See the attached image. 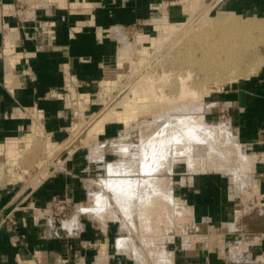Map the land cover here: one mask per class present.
I'll return each instance as SVG.
<instances>
[{
  "label": "crops",
  "instance_id": "obj_1",
  "mask_svg": "<svg viewBox=\"0 0 264 264\" xmlns=\"http://www.w3.org/2000/svg\"><path fill=\"white\" fill-rule=\"evenodd\" d=\"M2 1L10 6L19 0ZM40 2L46 12L51 13V1L34 3ZM59 2L62 4L63 1ZM34 3L31 12L36 7ZM95 3L96 0H88L86 4L91 7ZM36 13L41 14L40 11ZM88 20L89 17L83 22H71L69 29L55 24L48 34L13 21L14 35H0V215L13 218L11 223L0 225V264H136L116 251L115 234L110 232L109 225L98 231L85 220L83 226L80 225L82 228L63 231L60 237L50 236L46 223L50 221L47 210L51 204L66 201L77 205L86 197L81 179L86 164L83 151L76 150L67 159V171L50 169L47 175L48 172L39 175L34 170L38 161L32 169L21 161L29 150L25 142L32 135L33 119L38 117L44 134L62 141L66 136L64 126L72 116L64 104L65 88L71 87L89 99L103 75V64L114 51L113 41L107 33L120 22L117 15L111 17L108 12L101 11L92 18L94 27L88 24L83 29ZM5 51L6 54L12 51L14 56V65L7 64L6 69L1 62V53ZM261 83H245L244 87L226 93L223 100L231 106V120L239 140L251 147L254 156L261 158L254 165L257 190L254 191V180L251 179L244 193L264 200V85ZM109 132L110 127L105 126L100 136ZM8 139L18 142L16 150L22 156L18 166H12L10 158L3 154L6 150L2 147ZM26 160L28 163L30 159ZM189 181L186 186L177 188V195L186 204L182 207L189 210L191 218L174 220L177 225H185L187 232H192L193 241L183 243L182 237L178 243L170 241L166 248L170 264H239L240 259H228L225 243L234 239L245 241L246 236V246L240 254L245 259L242 263L264 258V229L259 233L252 230L246 235L237 217L242 211L238 209L241 203L238 197L231 196L228 177L217 172H204L193 174ZM31 210L45 216L35 217L28 213ZM167 241L169 237L166 236ZM153 252L150 250L147 254L153 256Z\"/></svg>",
  "mask_w": 264,
  "mask_h": 264
},
{
  "label": "rangeland",
  "instance_id": "obj_2",
  "mask_svg": "<svg viewBox=\"0 0 264 264\" xmlns=\"http://www.w3.org/2000/svg\"><path fill=\"white\" fill-rule=\"evenodd\" d=\"M36 1L37 0L35 1L27 0L26 2L24 0L23 1L19 0L17 2L11 3L12 5L8 6V5H4L7 3L0 0V35H5V36L8 34L14 35L13 34L14 30L12 28H14L15 23H18L19 25L26 27L30 25V27H32L34 30L44 31L48 34L50 30L55 28L56 25L69 29L71 28L70 25L71 22L73 23L75 21L83 22L86 20L87 17H89L88 20L89 22L88 23L84 22L83 29L87 28L88 24L94 27V22H91L92 18L93 16L95 17V15L101 11L108 12L109 16L111 17L117 15L118 20L120 22L119 25H116L115 27L111 28L110 29L111 31H109L108 33L106 32L107 34H110L107 35L108 38L113 41L114 51H112L111 55H109V57L106 58L105 63L103 64V75L100 78L98 84L96 85V88L93 90L91 97H89L88 99L86 96L79 95L71 87L65 88L66 91H64V95H63L64 104L70 110L72 116L71 119L67 120L68 121L67 125L64 126L66 132V136L64 137V139L59 142L53 140L51 135H47L43 133L42 127L41 125H39L41 135H40V131H38L39 133H37V135L39 134L40 136L38 135L36 142L32 143L33 146L30 145L31 147L30 146L27 147V149L29 148V150L25 152L26 154L24 155V158H22L21 160L25 164H28L31 169L34 167L35 161H38L39 165L36 166L34 170L39 172L38 173L39 175L43 172L44 173L48 172L46 173L47 175L51 171L53 172L67 171L66 168L67 159H70L72 155L76 152V150L84 152L83 153L84 162L86 164L84 165V171L81 174V179L83 180L82 184L84 185L83 187L86 195L83 201L84 202L87 201V202L84 203L82 201V203L79 202V204L77 205H74L66 201H62L60 203L56 201L52 203L50 208L47 210L50 215L49 216L50 221L48 222V224L52 225L54 223L55 226H60V224L62 223L61 226L64 229L65 233H67V231H72L71 229L72 228L74 229V227H76L77 229L82 228L80 227V225L83 226L82 223L85 220H88L91 224L95 225L98 231L103 229V227H105L106 225L107 226L109 225L111 227L110 232L112 234H115L116 239L114 238L115 240L114 243H115L116 251L118 253L125 254L129 258L133 259L136 264H170L169 255H168L169 253L166 251L167 245H170L171 243L170 241L178 243L180 242V237H182L183 243H186L187 240L193 241L192 232L191 231L187 232V228L185 225H183L182 223H179V225H177L178 224L177 220H174V217L172 218L173 212L175 213V209L176 212L178 211L180 212L182 208L180 207L179 209L178 206H184L183 204H185L183 203V201L179 199L177 195L178 193L177 188H179L180 186H186L188 184V181L190 180V177H192L193 174L196 173L199 174L204 172H212V173L217 172L226 175V177H228L230 183L231 196L238 197L237 199L240 200L241 205L240 208L238 209H242V211L238 214L237 217L239 218L238 222L242 224L243 229H245L244 231L246 232V235L250 233L252 230L257 231L258 233L261 232L264 229V206L262 205L264 204V200L256 198L255 195L249 196L248 194L244 193V189L248 188L247 185L248 181L251 179L253 181L255 178L256 173L254 171V165L256 163V160L261 158L254 156L253 155L254 152L251 149V147L245 145L239 140L238 133L236 132V129L231 120V115H232L231 106L229 105V103L223 100V97L225 96L226 93H229L233 89H236L238 87H244V84L250 81H262L261 85H264V0H191V1H197V4L199 5L198 8H192L191 12L188 8L189 0H100V3L98 2L99 0H96V3L91 7H88L86 4L88 3V0H62L63 1L61 2L62 4H59L60 3L59 0H47V1H51L49 5L53 6L51 8V13L46 12L47 9L43 5V3L41 2L40 4H37L39 2L34 3ZM33 3L34 5H36V7L34 8H38L41 6H43L44 8L40 10L39 9L34 10L33 8L32 12L35 11V13L33 14L31 12V4ZM71 3L74 4L72 5ZM128 4L133 5V7H127ZM135 4H137V7H135ZM54 5L57 6L58 9H56ZM37 11H40L41 14L36 13ZM220 12L223 13L224 15L231 17L234 20L235 25L250 26V27L252 25L257 26L256 29L250 30L251 33L247 34L248 37L246 41L243 43L245 45L246 51H242L241 53L244 60H242L239 64V66H241V68H244V70L248 69V66L250 67L255 65L257 67V68L255 67L256 68L255 72L248 74V72L245 73L233 72L230 69H226L223 71L214 70L204 75L203 71L197 69V67H194L193 69L192 67L187 66L184 62L182 63L179 62L175 58L174 53L187 54L189 52V49L185 47V44L188 42V39L180 40L182 38V35L188 34V37L189 35H193L195 38H197L198 36L206 35L205 38L206 40L204 41V43L210 42L211 39L214 40L217 37L223 39V37L221 36L225 35L226 30L222 27H218L219 30L214 32V28H213L214 26L212 25L213 24L212 21ZM39 15H41V17H39ZM199 18L201 19L203 18V21H205L206 24H203L202 22L199 24L198 22L200 20ZM24 20H26V22H24ZM54 20L55 21L57 20V22H54ZM188 21H190L189 24ZM162 23L177 27L180 26L182 27L187 24L188 25L186 29L171 34L173 36L169 40L164 42L160 46V48H156L155 43L152 42L151 39L157 40L158 36H160L155 26ZM216 26H220V25H216ZM98 31L102 32L101 29H98ZM200 40H204V39H200ZM5 45L6 43H4V48ZM143 50L147 51V54H144ZM200 51L202 52L203 49H200ZM1 54H2L1 62H4L5 69L7 64L9 65L10 63H12V66L14 65V59H13L14 56L12 55V51H10V53L8 52V54H6V51L4 53L2 52ZM196 56L199 57V54L196 53ZM247 58L252 59V61H247L246 60ZM120 62H125L124 70L118 73L117 66L118 63ZM168 75L169 77H167ZM179 76H183V79L179 80ZM138 79L140 81L146 80L148 82L147 84H151V82H153L154 86H156V89L154 91H157V89L159 90L163 89L167 94H169L171 92V90L169 89L170 87H172L173 88L172 90L174 91V95L177 92L178 86L180 85L181 81H186L188 89L190 88V90L194 89L198 91L201 97L199 99H193V101L191 98L186 99V102H184L183 104L181 103H177L178 105L175 104L173 109L178 107L180 110L181 106L184 108L191 106L195 107L196 109L199 108V115L202 117L203 123L215 127L216 130L218 129L220 130V128L222 127L221 130L226 129L227 132L229 131L233 132L232 134L233 135L235 134L233 138L236 139L235 143L237 142V144L240 145V149H239L241 151L240 153H244L247 156H252L251 159L253 160V167L250 165L251 172L248 174V176L251 175V177L250 176L246 177V184L244 185L240 184L239 181L236 182L234 181L235 183H232L229 177V173L226 174L227 170L226 171H223L224 169L218 170L219 168H222L221 166L216 167L213 166L212 163L210 165V162H213V160H217V159H223V161L222 160H217V161L219 163H224L225 162L224 154H222V156L217 159L215 158L210 159L208 157V159L199 160L198 157L195 160L197 165L194 166L192 163V165L194 166L192 167L193 169L197 167L194 171L191 170L192 168L189 167L188 163L184 161H173L172 167L171 164L170 166H167L168 168L171 167V169L167 168V170L171 172L169 173L167 171V173H165L166 175L165 177L170 176V179L167 178L168 180H170L169 182L170 185L167 184L166 187L170 186L168 187L171 190L170 193L173 192L171 194L172 195L171 199L173 202V206L176 205L175 206L176 208L174 210L173 209L170 210L171 215L169 216L163 215L164 220H166V218L169 217L168 224L166 225L164 221L161 224L163 229L159 227L158 232L155 231L152 232V235H154L152 237L156 238V246L153 249L154 251L153 256L147 254L152 249L149 248L147 250L146 248L145 250H143L144 248L140 244L142 243V241L140 240L142 239V237H144V235H147L146 234L147 232H143L145 234L140 235V233L136 229H135L136 231L131 230L133 226L132 227L128 226L131 228L128 229V231H130L131 234L127 232L126 228L128 227L125 225L126 228H124L125 226L122 225L125 223L124 222L125 220L124 218H121L122 216L119 213L120 209H118L119 207L117 208L116 203L113 202V200L114 201L116 200L113 199V195L111 191L109 189L107 190L106 186L104 185L105 190H107L108 192L107 195L110 196L109 199L106 195V197L108 198L107 199L104 197L105 196L104 193L106 191L101 189L103 187V184H105L104 182L109 177V173L108 174L105 173L107 164L114 163L120 160L121 158H123V156H121L120 153L115 151V149L118 148L120 149V147H118L119 144H115L113 140L117 139L118 136L120 135L122 136V134L125 135V133L126 132L128 133L129 131L136 133L137 131L136 129H134L135 125L137 126L138 123L139 124L141 123V121L150 119L149 116L142 118L141 117L142 114L140 115L133 114L131 119H129L130 121L127 122L126 124L127 126H123L122 124L116 123L114 121L110 123H106L104 125V128L105 126L110 127L109 133H115V134L110 135L108 133L105 136L104 135L100 136L103 134L104 132L103 130V132L99 134V136L97 137L96 141H90V139L85 141V137H84L88 132L87 128H89L90 126L88 125L87 127L86 125L91 124L92 121L96 120L95 115L100 116L103 111L105 112L107 108H111V107L121 109L123 105L120 103L123 102V100L131 101L132 98H136L135 95H137V92L135 93L134 90L136 89L135 84H137L136 81ZM168 82H170L169 86L166 85V83ZM104 98L106 101L104 100ZM121 99L123 100L121 101ZM149 100L150 99H147V101ZM108 105L111 107H108ZM102 109L103 111H101ZM33 120L36 123L39 122L37 116ZM38 124H40V122ZM221 139L223 142L229 144L228 137L223 136ZM78 142H82V144L80 145V143L78 144ZM102 144L103 147L100 148ZM111 145H114L115 147L114 146L112 147ZM97 146H99L98 150L95 152L97 157L98 156L103 157L101 161L99 160V162H98L99 157L98 158L94 157L96 158L95 161L91 159V149L97 148ZM133 146L136 145L133 144ZM70 147L71 149L77 147L71 155L67 154V152L70 153L69 151ZM241 147L242 148L244 147L243 148L244 152H242ZM31 149L33 150L31 151ZM207 149L208 147L204 146L202 150L206 152ZM100 151L102 154L100 153ZM98 153L101 154V156ZM5 157L7 158V156ZM21 157H22L21 155L17 157L18 160L16 163L20 164ZM26 159H30L28 163L26 162L27 161ZM200 163H203L204 165L201 164L200 167ZM14 166H18V164ZM50 169L52 170L49 171ZM139 174L141 176L140 172ZM142 174L145 175L146 173H142ZM98 180L102 186L100 184L97 185ZM101 182H103V184ZM237 182H239V184ZM95 183L97 184L95 185ZM90 184L93 185L91 186ZM254 185H255L254 191H256L257 188H256L255 180H254ZM91 188L92 190H96V189L98 191L100 190L99 192L101 193V195H104L102 197L105 198L106 200L101 203L102 197H100V193H98L97 190L96 192L93 191L94 194L95 193L97 194L93 196L92 193H90L92 192L90 190ZM88 192L90 194H88ZM88 195H92L93 196V197L91 196L92 199H89L90 197ZM95 197L96 199L93 200V198ZM111 197L113 200L111 199ZM90 200L91 201L93 200L94 203L93 202L88 203V201ZM96 200L98 201V203L100 201L101 207L98 203H96ZM109 201L111 202L110 204L113 203L112 206L109 203H107ZM88 204H92V205L97 204V207L99 209L96 206H94L95 208H92L91 210L92 205L90 206ZM103 204H106V206L104 205L106 208L102 206ZM61 205H63V207L65 208L63 212L59 214V217H57L56 214L59 212H57L55 208L59 206L61 207ZM107 206L109 207L111 206L110 211H112V213L108 211L109 209ZM85 207H87L86 208L87 211H85L86 210L84 209ZM103 209L105 210L108 209L106 210V215H107L106 218H104L105 211ZM83 210L84 213L81 212ZM90 210L92 212H90ZM93 211L95 212V214L96 213L99 214L94 215ZM101 211L102 212L104 211L103 213L104 215L101 214ZM28 213L34 215L35 217H39L40 215L45 216L44 213L41 214L38 211L35 213L33 210H31L30 212L28 211ZM113 213L114 215H112ZM100 214L103 215L102 216L103 218L101 217V219L98 218ZM110 215H112L111 220L109 218ZM174 216H176V214H174ZM115 217L117 218L119 217V218L117 219ZM113 218L117 220H114ZM98 219L100 222L98 221ZM121 219H123L124 221L123 220L121 221ZM12 221L13 218L11 215L8 216V218L5 217V215H0V225L9 224ZM67 222L69 224L72 222L71 223L72 225L70 224L71 225L70 227H66V225L64 224ZM156 224L159 226V223ZM169 229L170 231L168 232ZM131 231H133L134 234ZM122 234H124V236H119ZM166 236L169 237V241L167 242H166ZM125 237L128 238V239L126 238L128 242L125 240V242L128 243V245L126 243L124 244V246L127 245V249H125L126 247H123L125 250L124 251L123 249L121 250L118 249L119 247L117 246L120 245L121 248V244H118V240H120L119 241L120 243H123L122 238L125 239ZM246 238L248 239L247 236ZM241 240L242 241L239 242H237L236 239L226 240L227 242L225 243L226 245L225 250L228 259H232L235 261L240 259L239 264H264L263 261L264 258H259L260 261L253 260V261H247V263L246 262L242 263V261L245 259L244 257L242 258L240 254L243 253L244 251V246H246L245 244L246 240L245 241L244 239ZM136 244L137 245L139 244L138 245L139 250L140 248H142L141 250L143 251L141 252L140 250L139 254L142 253L141 255L143 256L137 257L133 255L134 253H137L136 251H138L135 250L134 252L135 248L138 249ZM163 250H164V256H163Z\"/></svg>",
  "mask_w": 264,
  "mask_h": 264
},
{
  "label": "bare ground",
  "instance_id": "obj_3",
  "mask_svg": "<svg viewBox=\"0 0 264 264\" xmlns=\"http://www.w3.org/2000/svg\"><path fill=\"white\" fill-rule=\"evenodd\" d=\"M198 6L199 5L197 4V1L189 0L188 8L190 12L192 8H198ZM199 19H198L199 21L197 20L199 24L201 22L203 24H206V22L203 21V18L202 19L199 18ZM190 21H188V24L190 23ZM212 22H213L212 25L214 26V27L212 26L214 28V32L219 30L218 27H222L226 30L225 35L221 36L223 37V39L217 37L214 40L211 39L210 42L204 43V41L206 40L205 39L206 35L198 36L197 38H195L193 35H189V37L188 34L182 35V38L180 40L188 39V42L185 44V47L189 49V52L187 54L174 53L175 58L179 62L181 63L184 62L187 66H190L193 69L194 67H197V69L203 71L204 75L214 70L223 71L226 69H230L233 72H243V73L248 72V74L255 72V69L257 68L255 65L250 67L248 66V69L244 70V68H241L239 64L242 60H244L241 53L242 51H246L245 45L243 43L246 41L248 37L247 34L251 33L250 32L251 29H256L257 26L252 25L250 27V26L235 25V22L231 17L224 15L221 12L215 17V19ZM187 25H184L182 27L181 26L177 27L164 23L158 24L155 27L159 32L158 34L160 36H158L157 40L154 39L151 40L152 42L155 43L156 48H160V46L164 42H166L173 36L171 34L186 29ZM216 25H220V26H216ZM200 39H204V40H200ZM200 49H203V51L201 52ZM143 53L147 54V51L143 50ZM196 53L199 54V57L196 56ZM246 60L252 61V59L249 58H247ZM124 64L125 62L118 63L117 66L118 73L124 70ZM167 77H169V75ZM182 79L183 76H179V80ZM170 82L166 83V85L169 86ZM136 83H137L135 84L136 89L134 90L135 93L137 92V95H135L136 98H132L131 101L129 100L124 101L123 99H121V101L123 100V102L120 101L121 102L120 104L123 105L121 109L112 108L111 106H109L110 104L108 105V107L111 108H107V110L103 108L105 112L102 109L101 111L103 112L102 113L99 112L101 113V115L100 114H98L100 116L95 115L96 120L92 121L91 124L86 125L87 127L88 125L90 126L89 128L86 127L88 129V132L87 134L85 133L86 135L84 137H85V141L89 139L90 141H96L99 134L103 132L104 125L106 123H110L114 121L116 123L122 124L123 126H127L126 124L127 122L130 121L129 119H131L133 114H138V115L142 114L141 116L142 118L149 116L150 119L141 121L140 124L138 123L137 126L135 125V128L133 127L134 129H136L137 131L136 133H133L132 131L131 132L129 131L130 133L124 132L125 135L122 134V136L120 135L121 137L118 136L117 139L113 140L115 144H119V146L118 145L116 146L120 147V149L119 148L115 149V151L120 153V155L123 156V158H121L120 160L114 163L107 164L105 173L107 174L109 173V177L105 182L103 180L105 184L101 182L103 184V187L101 189L105 190L104 187L105 185L106 189L107 190L109 189L111 191L113 195V199H115L116 201H114L112 197L111 199L113 200L114 203H116L117 208L119 207L118 209H120V211L122 212L121 213L118 210L120 215L122 216L121 218H124L125 220L124 221L123 219H121V221L123 220L125 222V223L123 222L124 224L122 225L123 226L126 225L127 227L133 226L132 229L130 227L126 228L125 226L124 228L127 229L126 231L130 233V231H128V229L130 228L131 230L134 231L137 230L140 233V235L145 234L143 232H147L146 234L149 236L144 235V237H142V239L140 240L142 241V243L140 244L144 248L143 250H145L146 248L148 250L149 247H152L153 250L156 246V238L152 237L154 236L152 235V232L153 231L158 232L159 227L162 228L161 224L164 221L165 224L167 225L169 222V217H167L166 220H164L163 215H167V216L171 215L170 210L171 209L174 210L176 208L175 204H174L175 206H173V202L171 199L172 198L171 194L173 192L170 193L171 190L170 188H168L170 186L166 187L167 184L170 185L169 184L170 180H168L170 179V176L165 177L166 176L165 173H167V171L169 172V170H167L168 168L167 166H170L171 164L172 167L173 161H184L187 162L188 166L192 168L197 165L195 160L198 157L199 160L208 159V157L210 159L213 158L217 159L221 157L222 154H224L225 164L219 163L217 161V160L223 161V159H217V160H213V162H210V165L212 163L213 166L216 167L221 166L222 168L219 169L217 168V169L218 170L224 169L223 171L227 170L226 174L229 173V177L232 183L239 181L240 184L244 185L246 184V177L251 172L250 165L253 167V160L251 159L252 156H247L244 153H240L241 152L239 150L240 145L237 144V142L235 143L236 139L233 138L235 135L232 134L233 132L230 131L227 132L226 129L221 130L222 127L221 128L219 127L220 130L218 128H217L218 130H216L215 127L203 123L202 117L199 115V108L196 109L195 107L192 106L184 108L181 106L180 110L178 107L173 109L175 104L176 105H178L177 103L183 104L184 102H186V99L191 98L193 101V99H199L201 97L198 91L194 89L190 90V88L188 89L186 81H181L180 85L178 86L179 90L177 89L176 92L177 94L175 93V95H174V91L172 90L173 89L172 87H170L169 89L171 90V92L167 94L163 89L161 90L157 89V91H154L156 89V86H154L153 82H151V84H147L148 82L146 80L140 81L138 79ZM147 99L150 100L147 101ZM38 123L35 122L33 124L32 135L29 138H27L25 142L26 147L30 145L33 146L32 143L36 142L38 138L37 136L39 135V134L37 135V133H39L38 131H40V126H39L40 124ZM40 135H41V131H40ZM223 136L228 137L229 144L222 141L221 138ZM79 143L80 145L82 144V142H78V144ZM17 144L18 142L16 140L8 139L6 141V144L2 147V149L6 150L3 154L7 156V158H10L11 162L9 163L12 164L13 166L17 165L16 163L18 160L17 157L19 156L18 153L20 152L16 150ZM133 144H135L136 146H133ZM111 146L113 147L114 145ZM204 146L208 147L206 152L202 150ZM98 147L99 146H97V148L91 149V159L93 161H95L96 158L99 157V156L97 157L95 153L98 150ZM102 147L103 144L100 148ZM76 148L71 149L70 147L69 150L70 153L73 152ZM243 148H242V152H244ZM32 150L33 149H31V151ZM101 154L99 155L101 156ZM102 158H103L102 156L99 157L98 162L99 160L101 161ZM192 163L194 166L192 165ZM201 164L204 165L203 163H200V167ZM171 167L169 168L171 169ZM196 168L197 167H195L194 169L192 168L191 170L194 171ZM139 172L141 173V176ZM142 173H146V174L143 175ZM22 175H20V177ZM20 177L17 176V179L18 178L20 179ZM239 182L237 183L239 184ZM96 184L97 183H95V185ZM99 184L100 183L98 180L97 185ZM90 185L92 186L93 184ZM90 190L92 192L90 191L89 192L92 193L93 196L97 195L96 193L95 194L93 193V191L96 192L97 189L92 190L91 188ZM107 190L105 191L107 192ZM99 191L98 193H100ZM89 192L88 194H90ZM106 192L104 193L105 196L101 195L100 193V197L104 196L105 198L108 197L110 199V196L107 195L108 192L107 193ZM92 195H88L90 197L88 198L92 199L91 198ZM96 197L93 198V200H95ZM102 198H101L102 200L101 203L106 200L105 198L103 199ZM93 200L92 201L90 200L91 202L88 201V203H92ZM96 203H98L97 200ZM107 203L110 204L111 202L109 201ZM98 204L100 205V201ZM106 204H103L102 206L104 205L106 206ZM112 204L110 205L112 206ZM88 205L91 206L92 204H88ZM94 206L97 207V204L92 205L91 210L92 208H95ZM105 206L104 208H106ZM111 206L110 207L107 206L109 210L106 209L110 213H112V211H110ZM180 207L182 208L181 211L176 212L175 209V213L173 212L172 218L173 217L176 219L182 218L186 221L190 220L191 217L189 210H185L184 207L178 206L179 209ZM86 208L87 207H85L84 209ZM91 210L90 212H92ZM103 210L105 211L104 218H106L107 216L106 210L105 209ZM85 211H87V209ZM94 211L93 214L96 215L97 213L95 214ZM104 211L103 212L101 211V214H103ZM81 212L84 213V210ZM101 214L99 215V217L97 216L99 219H101V217L104 215ZM174 214H176V216H174ZM112 215H114V213ZM112 215H110L109 217L110 220ZM67 223L64 224L66 225V227H70L72 225L71 224L72 222L70 223L71 225L69 223L68 225ZM156 223H159V226ZM131 232L133 233V231ZM119 236H124V234ZM126 238L127 237H125V239L122 238L123 243H120L119 242L120 240L117 239L118 244H121V248L120 245L117 244L118 245L117 247H119L118 249L124 250L123 247H126L125 249H127L128 243H126L125 240L127 241L128 238L127 239ZM196 238L197 237L195 236L194 240ZM125 243L127 244L126 246H124ZM141 249L142 248H140V250ZM135 250L139 251V252L136 251L138 255L143 256L141 255L142 253L139 254L140 253L139 248L138 249L135 248L134 252ZM143 250H141V252Z\"/></svg>",
  "mask_w": 264,
  "mask_h": 264
},
{
  "label": "built area",
  "instance_id": "obj_4",
  "mask_svg": "<svg viewBox=\"0 0 264 264\" xmlns=\"http://www.w3.org/2000/svg\"><path fill=\"white\" fill-rule=\"evenodd\" d=\"M60 203V202H59ZM263 205V204H262ZM65 207H63V205H61V207H56L55 210L59 213L56 214L57 217H59V214L61 212H63ZM61 220V219H60ZM59 220V221H60ZM53 223V222H52ZM61 223V222H60ZM62 223L60 224V226H55V224L53 223L52 225H49L48 223L46 224L47 229L50 231V236L52 237H60L61 233H63L64 229L62 228ZM73 230V228H72ZM68 232V231H67Z\"/></svg>",
  "mask_w": 264,
  "mask_h": 264
}]
</instances>
